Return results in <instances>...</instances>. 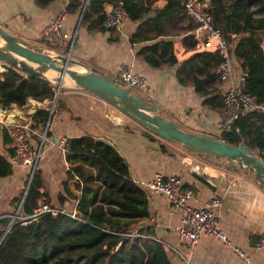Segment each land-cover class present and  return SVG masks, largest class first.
<instances>
[{
    "label": "crops",
    "instance_id": "crops-1",
    "mask_svg": "<svg viewBox=\"0 0 264 264\" xmlns=\"http://www.w3.org/2000/svg\"><path fill=\"white\" fill-rule=\"evenodd\" d=\"M83 1L81 0L82 5ZM68 2L69 0H54L48 5H41L38 0H0V26L27 41L34 49L61 53L44 41L41 30L56 14L66 11L63 28L74 37L72 54L75 58L96 67L108 78L117 77V69L121 63L131 64L137 72L148 77V85L142 96L159 104L165 117L175 120L187 130L219 137L216 122L222 110V97L227 81L219 79L217 75L213 84H207L210 95L218 96L216 102L220 103L215 105L205 101L206 96L196 89L191 75L184 82L178 78V69L185 59L207 51L202 45V35L196 31L195 24L186 14L183 5V15L166 22L165 34L155 35V32H151L150 36L153 38L132 43L130 36L136 30L138 22L126 18L122 27L113 32L97 27L89 29L81 24L80 11H67ZM166 2L156 0L152 6L154 9L160 8ZM109 4L105 5L104 10ZM154 12L155 10L151 11L147 17ZM190 24L194 26L193 29ZM260 36L264 48V36ZM162 39L173 42L177 62L164 60L155 66L144 60L142 50L144 46ZM2 42L0 38V44ZM166 57L167 55L164 58ZM236 61L238 71L241 67ZM198 62L200 66L214 65L210 58L202 60L198 57ZM7 67V62L0 59V76ZM41 70L58 87L60 73L53 68ZM209 70L216 72V66L209 67ZM197 76L205 78L206 73H197ZM59 87L58 98L62 105L55 109L48 126L44 129L33 128L35 132L32 135L33 144L40 148L38 167L42 170L44 190L52 205L71 211L77 208L74 196L79 190L75 188V184L71 187L68 183L69 188H66L64 183L69 167L64 150L67 138L86 134L104 136L126 158L131 175L138 184L148 182L157 172L178 173L196 191L192 203L202 205L211 196H220L222 206L218 212L221 229L228 233L235 245L251 256L250 264H264V248L255 250L253 247L260 232L264 230V186L253 174L224 166L222 160L202 159L182 148H177L176 152H164L160 141L150 140L143 135L146 128L116 106L78 86L68 75L63 78ZM55 103L56 100L51 102L48 99L40 101L29 98L21 107L3 109L0 105V114L5 111L6 120L30 122L32 125V114L38 108L50 107L53 112ZM45 129L46 135L43 138ZM48 130L51 132L49 135ZM161 141L167 144L162 138ZM10 146L11 142L6 143L0 132V151L11 160L8 151ZM28 170L29 167L14 166L12 174L0 177V218L10 216L15 211V198L20 195ZM193 171L206 175L216 189L195 178ZM146 193L150 214L139 223L149 226L154 236L165 244L173 262L184 264L183 254L192 264H245L231 246L215 236L204 234L193 245L180 238L174 230L180 222V211L171 206L165 195L154 191Z\"/></svg>",
    "mask_w": 264,
    "mask_h": 264
},
{
    "label": "trees",
    "instance_id": "trees-1",
    "mask_svg": "<svg viewBox=\"0 0 264 264\" xmlns=\"http://www.w3.org/2000/svg\"><path fill=\"white\" fill-rule=\"evenodd\" d=\"M53 1L38 0L41 5ZM115 1L119 0H88L83 10L81 0H69L66 9L68 12L80 11L81 24L89 29L97 27L113 32L117 28L105 24L104 8ZM121 1L126 18L138 22L130 36L132 43L153 38L151 32L165 34L166 22L184 13L182 0H166L163 7L156 9L152 6L156 0ZM208 7L224 35L237 34L233 53L241 69L248 71L246 88L264 103V48L259 34L264 31V0H210ZM154 10V14L147 17ZM190 27L194 28L192 24ZM146 47H143L142 55L152 65L158 66L164 60L177 62L170 40L162 39ZM198 57L202 60L210 58L214 65L200 66ZM219 62L217 52L196 53L184 60L178 69V78L184 82L192 76L196 89L206 96L205 101L217 105L220 103L216 102L218 96L210 95L207 84H213L218 75L209 67H217ZM197 73H206V77L200 78ZM55 97L56 85L46 76L26 73L17 66L7 67L0 76L3 109L21 107L29 98L53 102ZM61 105L57 97L53 112L50 107L38 108L32 114V127L44 129ZM0 132L6 143L11 142L8 151L12 155L15 148L7 126L1 122ZM50 133L48 130L47 135ZM143 135L160 141L162 150L169 152L167 145L151 131L146 129ZM218 138L234 144L243 141L256 147L264 158V116L249 113L236 120L233 127ZM65 146L69 167L64 183L69 188V181L75 180V188L79 190L74 196L76 213L45 212L36 217L15 218L0 242V264H176L151 228L139 223L150 214L148 196L132 177L129 163L119 149L91 134L68 137ZM13 172V163L0 151V177ZM44 187L42 170L37 167L22 199L19 216L33 214L41 201L50 202ZM10 221V216L0 218L3 224L0 239Z\"/></svg>",
    "mask_w": 264,
    "mask_h": 264
},
{
    "label": "built area",
    "instance_id": "built-area-1",
    "mask_svg": "<svg viewBox=\"0 0 264 264\" xmlns=\"http://www.w3.org/2000/svg\"><path fill=\"white\" fill-rule=\"evenodd\" d=\"M210 0H182L186 14L195 24V29L202 35V45L207 51L217 52L220 62L216 67L218 78L227 81L228 85L222 97V110L218 116L216 127L221 134L230 130L234 122L249 113H258L264 116V103L247 90V70L237 71V59L233 53L237 34L231 33L226 36L221 28L214 22L212 13L209 11ZM105 24L109 27L121 28L126 19L123 2L121 0L109 4L104 11ZM66 19V11H62L51 18L42 28L41 36L51 47L59 49L63 54L72 55L74 37L63 28ZM117 78L122 81L123 86L146 90L148 77L137 72L131 64L121 63L117 69ZM59 85V84H58ZM60 87H56L59 92ZM7 114H0V122L7 126L9 136L15 148L11 155L14 166L29 167L30 180L39 164L40 148L33 144L32 135L35 132L30 122L8 121ZM49 122L47 123L48 126ZM238 129V128H237ZM46 129L43 134L45 138ZM66 151V146L64 148ZM146 192H159L166 196L171 206L180 211V222L175 226L176 234L187 240L191 245L195 244L202 235L208 234L222 240L224 244L231 246L234 252L245 264L251 263V256L242 248L235 245L227 232L219 225V208L222 199L218 195L211 196L205 204L196 205L192 199L196 194L193 186L187 184L185 179L178 173L165 174L157 172L148 182H141ZM22 206V202L20 207ZM21 209V208H20ZM45 212H72L65 208L52 205L50 202L41 201L35 208L33 214L28 216H17L20 218L36 217ZM13 217L12 221L17 218ZM255 250L264 248V230L260 232L253 245ZM184 264H192L191 261L181 254Z\"/></svg>",
    "mask_w": 264,
    "mask_h": 264
},
{
    "label": "water",
    "instance_id": "water-1",
    "mask_svg": "<svg viewBox=\"0 0 264 264\" xmlns=\"http://www.w3.org/2000/svg\"><path fill=\"white\" fill-rule=\"evenodd\" d=\"M204 33V31L199 32L201 35ZM0 38L3 40L0 44V59L6 61L8 67L17 66L26 73L43 76L45 74L40 68H53L60 73L58 87L63 78L68 75L78 86L116 106L158 137L178 142L185 149L205 158H223L227 161L228 167H240L247 170L264 186V158L257 155L245 142L234 144L215 136L187 130L175 120L165 117L161 106L156 102L149 101L123 86L122 81L117 77L108 78L96 67L69 54L34 49L27 41L15 36L2 26H0ZM69 64H75L79 68ZM57 97L56 91L55 100ZM95 138L114 145L104 136H95ZM192 175L210 188L216 189L206 175L196 171H193ZM74 183L75 180L69 181L71 187ZM11 222L12 219L0 242L9 230Z\"/></svg>",
    "mask_w": 264,
    "mask_h": 264
},
{
    "label": "rangeland",
    "instance_id": "rangeland-1",
    "mask_svg": "<svg viewBox=\"0 0 264 264\" xmlns=\"http://www.w3.org/2000/svg\"><path fill=\"white\" fill-rule=\"evenodd\" d=\"M84 3H83V10L85 9V7H86V5H87V2H88V0H84L83 1ZM82 10V11H83ZM174 31H176V29L174 30ZM260 34L262 35V36H264V31H261L260 32ZM52 48V47H51ZM53 49H56V48H54L53 47ZM71 56H73V54L71 55ZM74 57V56H73ZM69 66H74V67H76L77 65H75V64H69ZM79 68V67H78ZM132 91H135V92H137L139 95H144L145 93L143 92L144 90H142V89H139V88H135V87H131L130 88ZM144 97V96H143ZM146 98V97H145ZM147 100H148V98H146ZM149 101H151V100H149ZM210 136H215L216 137V135L215 134H209ZM163 140H165V139H163ZM165 142L167 143L166 145H167V147H168V149H169V151L171 150V151H175L176 152V149L177 148H182V149H184V150H187V149H185L183 146H182V144H180V143H178V142H171V141H168V140H165ZM257 155H259L258 154V150H257V148L256 147H252V146H249ZM179 151V150H178ZM189 151V150H188ZM191 152V151H190ZM196 156H199L197 153H195V152H193ZM260 156V155H259ZM200 158H202V159H212V160H222V162H223V165L224 166H228V163H227V161L225 160V159H223V158H217V157H213V158H205V157H203V156H199ZM235 169V168H234ZM237 170L239 169V170H245V169H243V168H240V167H238V168H236ZM29 180H30V173H29V170H28V172H26V174H25V176H24V180H23V186H22V190H21V192H20V195L17 197V202H15L16 204H15V211L10 215V217H11V219L13 218V217H17V216H19L20 214H21V210H20V204H21V202H22V199H23V197H24V194L26 193V191H27V188H28V184H29ZM6 227H8V225L6 226Z\"/></svg>",
    "mask_w": 264,
    "mask_h": 264
}]
</instances>
